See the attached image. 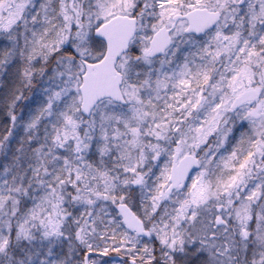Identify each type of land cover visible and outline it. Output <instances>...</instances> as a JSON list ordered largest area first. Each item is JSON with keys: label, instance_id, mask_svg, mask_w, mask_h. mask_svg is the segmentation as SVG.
<instances>
[{"label": "snow or ice", "instance_id": "snow-or-ice-1", "mask_svg": "<svg viewBox=\"0 0 264 264\" xmlns=\"http://www.w3.org/2000/svg\"><path fill=\"white\" fill-rule=\"evenodd\" d=\"M0 264H264V0H0Z\"/></svg>", "mask_w": 264, "mask_h": 264}]
</instances>
